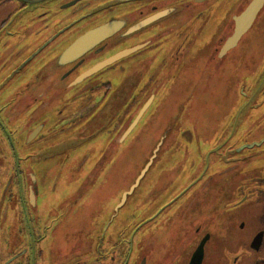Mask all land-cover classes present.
I'll return each mask as SVG.
<instances>
[{"label": "flooded vegetation", "instance_id": "af4514ba", "mask_svg": "<svg viewBox=\"0 0 264 264\" xmlns=\"http://www.w3.org/2000/svg\"><path fill=\"white\" fill-rule=\"evenodd\" d=\"M131 1L140 3L129 8ZM221 1L0 0V264H189L191 259L192 264H264V169L253 172L249 163L244 164L231 193L214 211L209 201L188 200L181 190L149 209L147 203L129 207V195L139 181L126 192L138 172L124 187L114 179L115 167L123 181L130 172L129 152L120 149L133 128L122 135L151 95L150 89H142L145 86L129 93L119 82L122 89H116V96L105 97L110 91L107 73L130 68L121 65L124 59L155 46L164 34L174 33L169 43L181 47L200 27L215 22L225 26L213 50L220 61L264 15L263 0L236 44L219 55L237 17L253 0L225 1L222 8ZM36 21L41 24L36 33L58 27L37 42ZM23 23L32 24L34 34L20 42ZM106 24L110 28L88 46L61 56L84 33ZM56 36L57 45L46 50L48 66L36 69V58ZM124 51L128 52L82 77L95 64ZM41 73L48 80L38 86ZM256 88L245 100L253 101L250 111L264 104V83ZM45 89H58L56 96L67 95L66 103L39 120L37 111L49 104L41 100ZM122 106L126 107L121 113ZM51 115L54 120L48 121ZM258 133L248 147L258 150L238 154L217 175L232 172L238 161L264 155V129ZM230 150L235 153L236 146ZM57 159L61 161L56 164ZM50 164L52 174L59 169L68 179L44 178ZM209 192L206 187V196ZM166 226L176 228L174 240ZM59 235L64 251L57 247ZM165 243L167 252L153 258L152 246L159 244L161 250Z\"/></svg>", "mask_w": 264, "mask_h": 264}, {"label": "rangeland", "instance_id": "374dc122", "mask_svg": "<svg viewBox=\"0 0 264 264\" xmlns=\"http://www.w3.org/2000/svg\"><path fill=\"white\" fill-rule=\"evenodd\" d=\"M225 1L233 0H222L218 7L222 8ZM139 3L131 1L128 3L129 8H136ZM58 10L66 11L67 8ZM64 14L65 12L58 15ZM70 19L72 18L67 20ZM34 24L37 42L58 27L56 24L36 33V28L41 27V24L38 21ZM32 26L26 23L21 25L23 31L18 36L20 42H23L26 36L34 34ZM200 28L199 32L186 39L181 47L176 44L170 45L169 40L174 33L164 34L155 46L125 58L121 65L130 68L113 69V72L107 73L110 76V91L105 97L110 98L113 94L116 96V89L121 90V85L129 93L134 94L140 87L145 86L142 89H150L148 93L152 96L145 112L120 149L129 152L126 166L130 172L123 181L120 168L115 167L116 185L122 184L121 187H124L133 174L144 166L153 149L161 141L150 165L129 195L127 201L129 207L147 203L149 209L152 203L165 201L167 194H177L181 190L183 198L188 196V200L197 197L196 201H209L213 204L210 208L214 211L222 206L221 199L231 193L233 179L240 176L237 172L244 164L249 163L248 166L254 170L253 172L264 169V155H257L248 162L238 161L228 174L216 173L223 169L225 164H232L235 161L233 158L238 154L244 155L252 149L258 150L256 147L248 148L247 145H252L261 135L258 131L264 129V104L260 109L250 111V103L253 105V101L245 100L249 99L255 87L258 88L264 83V15L243 34L238 44L220 61L213 50L217 47L216 43L223 35L225 26L215 22ZM142 36L140 34L138 37ZM58 37L56 36L48 47L40 52L36 58V69L44 70L48 66L46 50L57 45ZM176 48H180L178 53ZM47 80L44 73L38 74V86ZM119 82L122 84L119 85ZM242 82L247 85L241 84ZM57 90L45 89L47 92L41 100L44 102L48 100L49 104L45 109L37 111L36 118L41 120L42 116L51 114L66 103L67 95L56 96ZM100 90L103 89L99 87ZM244 90L247 93L245 96ZM84 98L88 99L87 96ZM39 102L38 100L35 104ZM125 107H121V113ZM74 108L71 106L70 109ZM47 118L48 121L54 120L52 115ZM234 146L235 153L230 150V147ZM60 161L61 159H57L56 164ZM73 171L74 176L79 174L75 169ZM210 174L212 177L208 180ZM46 177L64 181L68 179L59 169L52 174V164L45 173L44 178ZM221 177L229 179L219 182ZM184 187L186 190H183ZM206 187L210 188L209 196H206ZM147 198L150 199L145 200ZM122 211L124 210L122 209L119 214ZM172 227L166 226L165 231L169 232L174 240L176 228ZM183 232L177 231V235L182 236ZM57 240L59 244L57 247L64 251L62 235H59ZM168 247L165 243L163 249L159 250V244H155L152 246V257L158 258L165 254ZM53 249L55 250V246ZM56 254L57 251H54V258ZM62 261L65 262L67 259ZM146 264L154 263L148 261Z\"/></svg>", "mask_w": 264, "mask_h": 264}, {"label": "water", "instance_id": "95a60500", "mask_svg": "<svg viewBox=\"0 0 264 264\" xmlns=\"http://www.w3.org/2000/svg\"><path fill=\"white\" fill-rule=\"evenodd\" d=\"M263 0H253L244 10V12H242L236 19L235 21V27H234V32L232 34V36L230 38H227V40L224 41L223 45L221 46L219 55H222L228 48L232 47L234 44H236V41L238 40L239 36L246 31V29L250 26V23L254 17L255 12L257 11V9L259 8V6L261 5V2ZM99 29H92L89 32L87 31L86 33H84L82 36H80L79 38H77L75 40V42L73 43V45L71 46V48H69L68 50H66L65 52H63L61 54L62 57L68 56V54H70L71 51H73L74 49H77L78 47H80L82 44H86L87 46L90 44V42H92L94 40L93 37L98 36L100 34H102V32H104L107 28H110V25L107 26V24L105 26H101L98 27ZM89 48V47H88ZM87 48V49H88ZM128 52V51H126ZM121 52L119 54H115L113 56L108 57L107 59L95 64L94 66H92L91 69H88L84 74H82V77L89 75L93 72H95L97 70V68L111 62L112 60L116 59L117 57H119L121 54L126 53ZM81 77V78H82ZM80 80V79H79ZM77 80V81H79ZM151 98H149L143 105L142 107L139 109V111L137 112L136 116L134 117V119L132 120V122L129 124V126L127 127V129L125 130L124 134L122 135L123 137L125 135H127V133L137 124V122L139 121L141 114L143 113V111L148 107L149 103H150ZM161 141L158 143V145H156V147L153 149L151 156L147 159L146 163L144 164L143 167H141L139 169V173L135 176V182L133 185H131V187L129 188V190L126 193H130L133 186L137 185L138 181L141 179V177L143 176V174L145 173V171L147 170L148 166L150 165L153 157L155 156V152L158 149L159 145H160ZM252 146V145H247V147ZM125 196V192L122 194V199L123 200ZM189 264H192V259L190 260ZM197 264V263H195Z\"/></svg>", "mask_w": 264, "mask_h": 264}]
</instances>
